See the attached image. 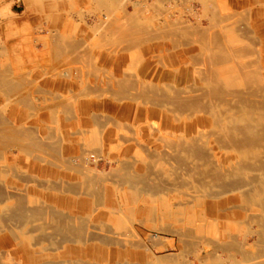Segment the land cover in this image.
<instances>
[{
  "label": "rangeland",
  "instance_id": "rangeland-1",
  "mask_svg": "<svg viewBox=\"0 0 264 264\" xmlns=\"http://www.w3.org/2000/svg\"><path fill=\"white\" fill-rule=\"evenodd\" d=\"M62 1H64V3H63L64 5L59 6L58 8H55L54 9L55 11L54 10L46 11L42 8H39V6L37 4H32V2L30 0H0V116H1L0 120L3 119L2 123H0V124H2V126H4V124H7L9 126V124H8L9 121L4 119V118H8V119L10 118L9 120H10V124H11L10 125L11 129H13L12 124L14 125V129H13L14 132L12 130H11V132H13V133L19 132L20 133L22 131V133L25 135L33 134L34 136H36L37 141H38V143H40L39 145L41 146L40 147L41 149L38 147L30 148L29 147L30 141L28 140V137H26V136H25L24 140L22 139L20 141H13V140H11L10 137H9L10 139L8 137H7L8 138L7 139L6 137L0 135L1 139L4 138V140L3 139L0 140V147H1L0 148V153H1L0 154V215H1V217H0V263L1 264H25V262L27 260L23 257L22 253H20L18 251L19 244H20V246H21V244H24L21 240L22 237H24V236L31 238V242L27 245L30 247V249L32 251H34V253L36 255L39 254V256H41V254L43 256L46 253H47L46 255H48L50 253H51V255H53V254L62 252L63 251L62 247L67 243V242H64V240H60V239H63V236L61 238V235H63L62 233L58 232L56 229H55V231H54V229H53V231H52V229H50V228H54V227L56 228L57 226H56L55 222H53L52 218H50L51 216L48 217L45 213H42V214L39 213L38 215H36V218L32 217L31 223L28 222V220L30 221V219H28L27 217H26L27 218L26 221L24 220L25 218L17 219V222L15 223L13 221L14 218L13 217L11 218L12 212L10 211V209H12L13 207L14 208L18 207L16 204L19 205L20 203L24 202L23 204H25L27 206V208L30 205L32 206L31 209L28 208L30 211L31 210L32 211L38 210L37 208L40 207L39 208L40 210H38V212H43V210L41 209L42 206H43V208L48 206V207H57L59 209H64L65 211L67 210L66 212L77 213V214L84 216V217L88 213H93L94 216L95 215L98 216L100 213H103V212L109 213L110 211H115L116 214L119 215V218L123 222V226L120 228L122 231H120V232L122 233L123 231L124 232L128 231V234H130L129 237L131 239L130 243L129 242L126 243V246L122 245L121 247H119L120 245H118V246H116V248H119L120 250L122 248L126 249V250L132 249V252L135 251L136 253H139L138 251H140V253H139L140 257L137 260H127L128 257H125L124 259L123 258H116L111 264H138V263L139 264H261V263L264 264V243H263L264 242V229H262V227L264 228V226H260V224L264 225V221H261V219L263 218V215H264V209H263L264 207H263V205L261 206V203H257L255 205L253 203H250L249 201H242L240 199L241 196H245V197L247 196L248 197L254 192V188L256 187L255 185L258 184L259 178L262 176L261 174L263 171V169L258 165V164H260L259 163L260 160L259 161H257V160L255 161V159H253V161L250 160L249 162H251V165L247 164V163H249L248 161H246L247 163L242 161L246 164L245 165L243 163V165H245L243 167V166H241V163H242L241 159H238L236 157H231L229 159L224 160V156L230 153L229 150L221 149L218 147H215L213 149V152H214L213 154L216 155L215 161H217L216 163H218L220 165L218 170L214 171L213 173L217 172L216 173V175H217L218 172L220 174V172L223 171V172H221L222 176H221V174L220 175L218 174L217 177L215 175H213L216 177V180L218 179L219 176L221 178H224L223 177L224 173H225L224 179L226 182L229 180H230V182L231 181L234 182L235 179H237L239 181L240 178L238 179V177H241V179L243 178L244 180H242V181L240 180L242 182V183L240 182V184H241V185L239 184L240 186L238 185V181L235 180L237 182V186H236L235 182H234L235 185L233 186L232 184H230V182H229L230 185L226 184V182H223V180L220 179V177H219L218 183L219 182L225 183V186H224L222 183H219L222 185L215 184V183H217V181L212 185L213 182H210V181L215 180V177H213V176L212 177L214 179H212L210 176H209L210 178L205 177L204 181H206L208 184V186L205 185L206 193H207V199L209 201L210 206L213 205V207H210V209H209L212 213H210V211H209L205 215V220L203 221L205 229L201 235V238H195L194 240L197 242H195L193 244L194 247H190V244H188V243L189 242L191 243L192 239L189 238L186 234L187 229H188V224H187L188 214H187V208H186V204H187L186 196L187 195L186 194L188 192H190V188H189L190 179L187 175L188 170H186L185 167H187L186 165H188V164L184 160L186 165L184 166L183 169H185L186 170L185 171L181 168V167H183L181 165L184 164L183 160H179L180 163L178 162L179 157H178V159L176 157L177 161H175V159L173 160V158L175 156H172L171 158H167V160L161 159L158 156V154L156 153L155 148H154V144L156 142H160V140H156L154 135H150L149 132L146 129H144L146 122H152V121H157V120L159 122L162 119L161 115L159 114V116H158L157 115L158 113L155 112L156 109H159L158 106L159 107L162 106V108L166 107V109L168 107V110H170V109L174 110V106L169 103V100L167 102L166 96H167L170 88H175L180 83V82H178L177 77L175 76L176 73L175 72L173 73V70L175 68H177V67H181V68L191 67L190 69L192 70L193 73L191 72V74H190L191 76L189 75L190 77H189V81L187 82V84H189L194 89L196 88L195 85H197V88L198 87L200 88L201 86L204 87L205 82H203V84H201L202 81H200V78H201V76L204 77L206 75V74L202 75V73H204L206 71L208 66L203 62L202 59L200 60L201 62L198 63L199 57L197 58V56H200L201 58H203L206 54V51H204V49L202 50V47H203V41L202 40L203 39H201L202 38L201 35H202L203 31L206 32L204 34H205V36H207V35L211 34L210 32L213 33L216 30H217V32L220 31L221 27L219 28L218 26H227L230 29V35H225V36H227V38L236 37V39H237L236 43L237 44L239 43L240 46L247 47V45H248L249 48L251 47V49H253V50L250 49L248 55L251 54V56H252L254 51L259 52V49L263 46L264 42L262 41V38L260 37L261 35L259 33H257L252 28V26L247 24V23H250V16H247V15H250L249 12L251 10V7L254 9H260V8L264 9V0H243L244 4L242 6H236L234 3H231L230 0H209V1L203 0V2L202 1L198 2V0H133L136 2V6L133 9L134 5L128 4L127 12L131 14L132 13L131 11L135 10L131 15L133 17L137 16L139 19L147 20L148 22L146 24V26H147L146 28L149 30H151L155 24L152 31L155 32V35H156V31H157L156 29H158L157 34L160 37V40H158V42L168 44L170 41L171 44L175 43L173 45V46L176 45L175 49L173 50V53L175 52V54H176L175 63L170 62V60L167 59L163 55V52H156V50L157 51L159 50V48L157 47V45H158L157 43H156V45H152L150 48H148V51H144L145 53H140L138 48L132 49L131 52H125L124 53L123 52L124 49H122L121 47H123V46L125 47V44H124L125 42L124 41H123V43H121L122 41L120 42L119 39H122V38H120V34L119 35L117 33H115L114 35L111 33L109 34L108 32L104 31V28L102 29V26H104V24L101 23V22H103V20L101 19V17L103 16V13L106 14V13L110 12V14L113 17L121 16L123 13L122 12L123 5L121 4V1H123V0H120V2H119V0H62ZM253 1H254V3H253ZM255 1H256V3H255ZM145 2L148 4H146ZM208 2H209V4H208ZM204 3H206L207 5ZM191 4H193V5L196 4L194 11L193 10L189 11ZM212 4H215L216 7L220 4L219 5L220 9H219V7L216 8L215 5H212ZM222 4H223V6H222ZM148 5H149V9L146 8ZM152 5H153V7H152ZM202 5L206 6L205 10L203 9ZM207 6H209L210 9L212 7L213 8L210 10L209 8H207ZM60 8H62V9H60ZM136 9H138V10H136ZM215 9H217V11ZM106 10H108V12H106ZM195 11H196V13H195ZM208 11H211V12H208ZM138 12H140V13H138ZM222 12H224V13H222ZM230 12L232 14H233V12L234 13L237 12L236 14H234L235 18L233 17V18L229 19V21L225 20V21L221 22L222 24L220 23L218 26H216L213 23L216 21L215 19L219 17V15H217V14H220L221 16H223L225 14H227V15L231 14ZM49 13H51V14H49ZM141 13H143V14H141ZM212 13H213V15H212ZM242 15L247 17V18H245L246 20H248L247 23H244L243 21H240V22L237 21L238 20L237 17L239 18V16H242ZM43 16H45V17L47 16V17L45 18ZM137 17L134 19L137 20L138 19ZM212 17L215 19H212ZM61 19H62V21H61ZM153 19H155V20H153ZM164 19H166V21ZM100 20H102V21H100ZM209 20H211V23L216 27H214V28L212 27L213 29L210 28L211 23L208 24L210 22ZM98 22L101 23L102 26L100 24H98ZM176 22H179V26H177L178 23H176ZM231 23H232V25H230ZM172 24H174L176 27L175 26L172 27L173 26ZM149 25H151V27ZM165 26H170L171 28H168V27L165 28ZM205 26L206 27L208 26V27L206 28ZM238 26H239V28H238ZM203 27H205V28H203ZM240 27L242 30L240 29ZM166 29H167V31H165ZM201 30H203V31H201ZM236 30H238V32ZM244 30H246V33H248L247 37H245L246 39L244 38V36H246V33H242V32H245ZM253 30H254V32H253ZM198 31H201V33H199ZM170 32H172V34H178V35L180 34V35L179 36L178 35H171V34H169ZM61 33L66 34L69 38V43L72 42L73 45L71 43V45H69L65 50L64 49L59 50V52L57 54L56 52L58 50H55V49L52 50L51 48H52V45L55 44L53 42L54 41L56 42L58 35H60ZM198 33L201 37H198L199 36ZM56 34H57V36H55ZM243 34H245V35L243 36ZM100 35L101 36L104 35L103 37H101L104 42L100 41L101 40ZM116 35H117V37H119V39H117V40H115ZM166 35H169L168 36L169 38ZM238 35H240V36H238ZM165 36H166V38H165ZM194 36L197 39H195ZM50 37H52L53 39L51 40ZM176 37H178V39ZM186 37H189V38L186 39ZM257 37H258V40H260L259 42L257 40ZM247 38H248V40H247ZM253 38L257 41L253 40V42H252V40H250V39H253ZM76 39L78 41L77 43L75 41ZM87 39H89V40H87ZM108 39H110L111 42ZM112 39L115 41H113ZM198 39H200V40H198ZM81 40H82L83 45L81 44L82 46L80 47L77 44L81 43V42H79ZM98 40H99V42H98ZM105 40L108 42V44ZM197 40L199 41V43L196 42ZM185 41H186V43H184ZM118 42H120L121 45ZM74 43L77 46H79L80 49L78 47L76 48L75 47L76 45ZM113 43H115V44H113ZM117 43L119 44V46ZM191 43L193 45H191ZM240 43H242V44H240ZM97 44H100L101 46L100 45L97 46ZM180 44H182V45H180ZM249 44H251V45H249ZM87 45H88V47H87ZM254 45H256V46H254ZM71 46H73V47H71ZM114 46H116L115 49L119 47L117 50H119V49L122 50V51H119L120 55L118 54V52H116V50H114V49L110 50ZM253 46L255 49L253 48ZM70 47L71 48L75 47L74 49H79V50L75 51L72 49L73 50L72 51L70 49ZM184 47H186V48H184ZM152 48L155 51H153ZM83 49L86 52L85 51L82 52ZM184 49H186V50H184ZM198 49H200V51ZM80 50H81V52H80ZM89 50H92V51H89ZM192 50H194V51H192ZM195 50L198 52H195ZM113 51H114V53H112ZM78 52H79V54H77ZM146 52H148L149 55ZM110 53H112L113 55ZM115 53H117L118 55L114 56ZM123 53L125 55H123ZM150 53H152V54H150ZM192 53L196 54V56H195V54H193V56L196 57L194 60L192 58L193 57ZM202 53H203V56L201 55ZM155 54L156 55L159 54V55L155 56ZM256 54H254V56H257ZM79 55L81 56V58L79 57ZM190 55H191V57H190ZM108 56L110 58L112 56L113 57L110 60V58ZM139 56H141V61H140ZM254 56L248 57V58H250V60L251 59L253 60V58L256 59L257 57H254ZM89 57L93 60L91 61V59ZM125 57H126V59H125ZM107 58H109V59H107ZM134 58H138L137 59L138 64L136 63V65L134 63V62H136L135 61L136 59L133 60ZM246 58H245V60H246ZM248 58H247V60H249ZM159 59L162 60L161 62L163 65H161ZM165 59H166V61H165ZM138 60H139V62H138ZM195 60H197V61H195ZM90 61L92 63H90ZM131 61H133V62H131ZM148 62H150V63H148ZM82 63H84V64H82ZM127 63H128V65L126 66ZM162 66H164V67H162ZM186 66H188V67H186ZM219 66H221V65H219ZM196 67H198V68H196ZM262 67L264 68V65ZM103 68H105V69H103ZM202 68H204V69L202 70ZM200 69L203 71V72L202 71L200 72L201 74L198 73V71H200ZM5 70H7V71H5ZM118 70L120 71V73L118 72ZM38 72H39V74H38ZM126 72H127V75H124V73H126ZM61 73H63V75ZM79 73H80V75H79ZM114 73L116 75H114ZM132 73L135 74L136 78L134 77V75ZM156 73H158V74L156 75ZM87 74H90V76ZM103 75H106V76H103ZM147 75H148V77H147ZM164 75H165V77H164ZM110 76L112 77L111 79H110ZM160 76H161V78H160ZM162 76H163V78H162ZM79 77H81V78H79ZM124 78H125V80L130 81V85L127 84V86H126L125 84L127 83V81L125 83H124L125 80L121 81V79H124ZM128 78H130L132 80L134 79L133 81H135L136 83L133 82L132 80L128 79ZM175 79H176V81H175ZM118 80L120 81V83H118L119 82ZM191 80H192V82H191ZM195 80H197V81H195ZM107 81L108 82L110 81V82L108 83ZM166 81L168 82V84L170 83V81H171V83L173 81L172 84H173V86L174 85L175 86L170 87V85H169V87H167L168 84ZM199 82H201L200 83L201 85L199 84ZM110 83L112 86H110ZM114 83H116V84H114ZM140 83H141V87L139 85ZM120 84L124 88V89L122 88L124 90V92L120 89L121 88ZM132 84H134V86ZM154 84L158 85V86H159V84H161V86L163 87L164 90L162 89L161 86H159V87L157 86L158 88L155 86L157 89L154 88L153 87ZM172 84H171V86H172ZM137 85H138V87H137ZM92 86H94V87H92ZM107 86L109 87L110 91L107 89ZM135 86L138 88V90L136 89ZM150 86H152L151 88H153V90L150 91L152 94L150 92H148ZM112 87H113V89H112ZM132 87H135L134 88L135 91ZM142 88H143V90H142ZM132 89H133V91H132ZM146 89H147V91H144ZM112 90H114V91H112ZM117 90H121V91L118 92ZM154 90H155V92H154ZM161 90L164 93L163 92L160 93ZM165 90H167L168 92ZM137 91H139V93ZM141 91L145 92V94L143 92L141 93ZM81 92H82V95H80ZM123 93H125V95ZM136 93H138L139 95H137ZM122 94L124 97L122 96ZM90 95H92L93 97ZM119 95L121 97H117ZM151 95H153L155 98H157L156 95L157 96L159 95L158 96L159 98H161L163 96L164 101L160 100L158 98L153 100V96H151ZM111 96H113V97H111ZM125 96H127V97H125ZM132 96L134 97L133 98L134 101L131 99ZM147 96H149V97H147ZM122 97H123V99H120ZM142 97H144V98L147 97L148 99H150L152 97V99L148 100L147 98L143 99ZM115 98H116V100H115ZM129 98H130L131 102L128 101ZM135 98H138V101ZM140 98H142L143 100H141ZM65 99H66V101H65ZM112 99H114V100H112ZM70 101H72V103ZM87 101L91 103V104H89L91 106H88V108L83 109L84 107L82 108L81 107L82 105L81 106L78 105L81 102H87ZM97 101H99L98 102L99 104L97 103ZM160 101L161 102L163 101L162 104L159 103ZM63 102L64 103L67 102L66 103L67 106L70 107L69 111H68L69 107L64 106L65 104ZM62 103H63L62 106H64V107H61ZM94 103H96V104H94ZM126 103H128V104H126ZM131 103H132V105H131ZM150 103H153L155 105L152 106ZM163 103H166V104H163ZM27 105H29V106H27ZM92 105H93V107H92ZM101 105H102L101 108L98 107ZM156 105H158V106L154 107ZM231 105H233V104H231ZM55 106H57V107H55ZM71 106L73 108H71ZM15 107H17V108L19 107V109L15 108ZM47 108L52 110L53 113H51L52 111L48 110ZM64 108H66V109H64ZM12 109H14V110H12ZM64 110H65V112H69V113L66 114L64 112ZM80 110H82L83 113ZM84 110H85V112H84ZM48 111H50V112H48ZM142 112H143V114H142ZM1 113H2V115H1ZM51 114H52V116H51ZM96 114L99 117L95 116ZM122 114H124V115H122ZM101 115H102V118H101ZM107 115H109L108 116L109 118L113 116L112 117L113 119L108 118V120H106ZM130 115H132V116H130ZM118 118H120V119H118ZM75 119H76V121H75ZM4 120H6V121H4ZM100 120H101V122H100ZM112 120L114 121V123H112L113 122ZM3 121L6 123H3ZM82 121H83V123H82ZM94 121H95V123H94ZM98 122H100V123H98ZM123 122L125 125L123 124ZM103 125H104V127H103ZM2 126H0V128H2V130H3L2 132H6V130H4ZM123 126H124V128H123ZM32 127H34V128H32ZM36 127H37V129H36ZM38 127H39V129H38ZM19 128H21V130ZM26 128H28V130ZM30 128H32L33 130L32 129L30 130ZM15 129H18L20 131L17 130L18 132H16ZM24 129L27 130L28 132L27 131L25 132ZM83 129H84L85 133H83L84 132ZM77 131H79V132H77ZM7 132H10V130ZM30 132H32V133H30ZM50 133H51V135H50L51 137L48 136ZM106 133H107V135H106ZM73 135H74V137H72ZM81 136L83 138H81ZM131 136H133V137H131ZM40 137H41V139L38 140V138H40ZM123 137L126 140H128L127 138H130V141L128 140L126 142ZM5 138H6V140H5ZM58 138H60L61 140ZM52 139L55 140V142ZM63 139H65V140H63ZM44 140L47 142L43 143ZM12 141L14 142V144ZM21 141H22V144L20 143ZM60 141H62V142H60ZM26 143L27 144L29 143V144L25 147ZM58 143L61 146H59ZM79 143H81V144L79 145ZM134 143H136V145ZM45 144H46V147H43ZM48 144H49V146L55 145V148L58 146L57 151L59 153H57V151L55 150L54 147H53L54 149L52 147H49ZM262 144H263L262 145V151H263L264 150V148H263L264 142ZM100 145H101V147H100ZM12 146H15V147H12ZM141 146H144V147H141ZM23 147H25V148L28 147V148L25 149ZM59 147H61V148H59ZM148 147H149V149H148ZM22 148H23V150H22ZM47 148H49V149H47ZM142 148H145L144 149L145 151ZM28 149H30V150H28ZM26 150H28V151H26ZM40 150H41V153H40ZM51 150H55L56 153L54 151H51ZM49 151L51 153H49ZM93 151L96 153H94ZM79 152H80V155H79ZM27 153H29V155ZM47 153H49V156ZM125 153H126V155H125ZM58 154H60V155H58ZM1 155H3V156H1ZM57 155H58V157H57ZM72 155H73L74 159L71 157ZM78 155L80 157H78ZM154 155H156L157 157H155ZM32 156H34L33 158H36V160L32 159L35 161L30 160V158H32ZM85 156L86 157L89 156L88 159ZM42 157H43V162H42V160H38V158L41 159ZM44 157H45V159H44ZM59 158H60V160L61 159L62 160L60 161ZM157 158H158V160H157ZM51 159H53L54 164L52 163L53 161L51 162ZM55 159L57 161H55ZM67 159H68V161H67ZM117 159H119V160H117ZM48 160L50 163L48 162ZM80 160H81V162H80ZM136 160L141 161V162H137ZM70 161L74 162V163H71ZM124 161H127L130 164L132 163V165L131 166H130V164L125 165L126 162H124ZM33 162H35V163L33 164ZM47 162L49 163V165L47 164ZM62 162H64L65 164L68 162L66 164L67 166L64 165V163H62ZM254 162L256 165L254 164ZM178 163H179V166H178ZM120 164L122 165V167H120L121 166ZM123 165L126 167H124ZM148 165L150 166L149 168H148ZM129 166L131 168L133 166L134 167L132 169L130 168L131 170L128 169L129 170L128 171L126 168H128ZM177 166L179 167L178 169H177ZM222 166H225V167H222ZM239 166H241V169ZM255 166L256 167L258 166V168H256V169L253 168ZM146 167H147V170H146ZM242 167L245 169L246 168H249V169L253 168V169L252 170H248V169L245 170L244 169L245 170L244 171ZM223 168H225L226 170L228 169L229 171H226ZM138 169H140V170H138ZM259 169H260V171H259ZM148 171H150V173ZM136 172L138 173V175ZM159 172L162 173V175ZM228 172L230 174H228ZM47 173H49V175ZM116 173L118 176H115ZM123 173L126 176L129 174H132L133 178H130L131 180H129L128 179L129 177H126L125 175H120ZM154 173L156 174V177H155ZM184 173H187V174L184 175ZM237 174H239V175L241 174V175L239 176ZM246 174L250 175L249 177H253L255 175L253 177L255 179H256V176L259 178H257L256 180L255 179L253 180L252 178H249L248 176H247L248 178L246 176H244ZM119 175H120V177H119ZM227 175H229L230 177ZM231 175L233 176V178ZM145 176H147V177H145ZM160 176H161V178H159ZM122 177H124V178L126 177L125 180H123L124 178L122 179ZM178 177H180V178H178ZM157 178H158V180H157ZM162 178L165 179L163 181H165L166 184H165V182L162 181ZM127 179L130 182L132 181L133 183L127 182L128 181ZM90 180H91V182H90ZM118 180H121V181H118ZM134 180H135V182H134ZM177 180L180 182L182 180V182L180 183ZM249 180L250 181L252 180V185L255 186L254 188L251 184H249L250 183ZM124 181H126L125 184H124ZM139 181L142 183H138V185H137V182H139ZM183 181H184V183H183ZM58 182L61 184V185L59 184L60 186L58 185ZM206 182H205V184H206ZM46 184H47V186H46ZM69 184H71V188H69L70 187ZM86 184H88V185H86ZM143 184H145L144 186L146 188H144ZM48 185H50V186H48ZM53 185H56V186H53ZM65 185H66V187H64ZM72 185H74V186H72ZM94 185H95V187H94ZM132 185H133V187H132ZM135 185H137V186H135ZM146 185H148V186H146ZM226 185L229 188H227ZM58 186H59L60 190L57 189ZM150 186H152V187H150ZM220 186H222V187H220ZM18 187L20 189L22 187V191L19 190ZM53 187H56V188L53 189ZM72 187L75 190H71ZM74 187H77L78 189L74 188ZM24 188H25V190H23ZM29 188H30V190H29ZM64 188H69L70 190H67V189L65 190ZM210 188H211V190H210ZM222 188L223 189L225 188L224 191L222 190ZM251 188H253V189H251ZM76 189L79 190V192H77ZM151 189H152V191H151ZM227 189H228V191H227ZM113 190L115 192H113ZM161 190H162V192H161ZM221 190H222V192H221ZM101 191H102V193H100ZM18 192H19V194H18ZM42 192H43V194L44 193H46V194L43 195ZM58 192H60V193H58ZM87 192L88 193L91 192V194L89 193L90 194L89 195ZM153 192H156V193H153ZM211 192H212V195L210 196ZM74 193H77V194L74 195ZM11 194H13V196H15V198ZM56 194H57V196H56ZM153 194H155V195H153ZM217 194H219V195H217ZM82 195L86 196V198H84V196L82 197ZM135 195H137V196H135ZM22 196H25V199H24V197L20 198ZM62 196L63 197H66V196L70 197L69 200L72 199L73 202H71L72 201L71 200L70 201L71 203L70 202L63 203L62 201H58V202L56 201L55 202L53 200L54 197H62ZM79 197L82 198L83 201H85V203L88 202V204L86 203V207L82 206V205H78L79 204L78 200H81ZM88 197H89V199H88ZM99 197L103 198V199H100ZM16 198H18V199H16ZM96 199H100V200H97V202H96L95 201ZM18 200H20V202ZM41 200L44 202H42ZM223 200H224V202H223ZM14 201H16V202H14ZM91 201H92V203H91ZM12 202L16 203V204H12ZM59 203H62V204H59ZM38 204H39V206H37ZM10 205H12V206L15 205V206H13L11 208ZM236 205H237V207H236ZM110 206H112V207H110ZM115 206H117V209H115L116 208ZM144 206H146V207L144 208ZM252 206L253 207L255 206V208H253ZM8 208H9V210H8ZM79 208H81V209L79 210ZM118 208H120V209H118ZM219 208H220V210H219ZM256 208H257V210H256ZM74 209H76V210H74ZM200 209H202V207H198V210H200ZM211 209H213V211ZM222 210H224V211H222ZM139 211L141 213H139ZM235 211H237V212H235ZM259 211H260V213H259ZM4 212H6V213H4ZM213 212H215V213H213ZM236 213H238V214H236ZM9 214H10V216H8ZM137 214H139V216ZM257 214H259V215H257ZM256 215L258 217H254ZM4 217H6V218H4ZM44 217L49 218V219H46ZM36 219L37 220L39 219V220L37 221ZM257 219L259 221H261L260 224L258 223L259 221H257V223L255 222ZM20 220H22V221H20ZM23 220L25 222H23ZM45 221L51 222L52 225L49 223L45 224ZM101 222L106 223V224H114L115 221L112 220V218L110 216H108V217L106 216V218H102L99 221H95V220L90 221V224L92 226L97 224V225H99L98 227H102L103 223H101ZM40 223H42V224H40ZM20 224H22V226ZM43 224L46 225L45 226L46 230H44L45 228H40V227H44ZM47 225L49 226V228H47L48 227ZM30 226H32V227H30ZM34 226H37L39 230L36 228H35L36 230H34V228H33ZM19 227H20V230H19ZM29 227L32 229H30ZM28 228L30 230H32V232H30V230ZM41 230H42V232H41ZM98 232L103 233V231H101V230H99ZM47 233H50V235L52 234L51 236H49L50 238H48ZM40 234H42V236H40L41 239H37V235H40ZM44 234H46V235H44ZM12 235H13V237H11ZM31 235H32V237H31ZM53 235L56 236L55 239H54V237H53V239H51ZM134 236L136 239V244H133ZM202 236H204V237H202ZM4 239H6V240H4ZM45 239L48 241H45ZM52 240H54L53 241L54 244L52 243ZM202 240H204V241H202ZM38 241L42 247L38 244ZM55 241H58V243H56ZM34 242H35V244H34ZM62 242L64 244H62ZM101 245L104 246L106 244H101ZM193 245H191V246H193ZM43 246H45V247H43ZM60 246H62V247H60ZM109 247H110L109 244H107L105 246V248H109ZM112 247H114V246H112ZM189 248H191L192 250ZM39 250H40V252H39ZM42 251H43V253H42ZM46 255H44V256H46ZM200 256H201V259H197V258H200Z\"/></svg>",
  "mask_w": 264,
  "mask_h": 264
},
{
  "label": "bare ground",
  "instance_id": "bare-ground-1",
  "mask_svg": "<svg viewBox=\"0 0 264 264\" xmlns=\"http://www.w3.org/2000/svg\"><path fill=\"white\" fill-rule=\"evenodd\" d=\"M31 2H32V4H37L38 6H39V8H42V9H44V10H46V11H51V10H54L55 8H58L59 6H62V5H64L63 3H64V1H62V0H30ZM203 2V0H198V2ZM209 1V0H208ZM231 1V3H234L236 6H242L243 4H244V1L243 0H230ZM81 2V1H80ZM84 2V1H83ZM113 2V1H112ZM119 2H120V0H119ZM206 2V1H205ZM211 2V1H210ZM115 3V2H114ZM146 3V2H145ZM144 3V4H145ZM174 3V2H173ZM215 3V2H214ZM222 3V2H221ZM253 3H254V1H253ZM255 3H256V1H255ZM121 4L123 5V9H122V15L121 16H116V17H113L111 14H110V12H108V10H106V12H108V13H106V14H104L103 13V16L101 17V19L103 20V22H101V23H103L104 24V26H102L101 25V23H99L98 22V24H100L101 26H102V29L104 28V31H106V32H108L109 34L111 33V34H115V33H117L118 35L120 34V38H122V39H119V37H117V35H116V37H115V40H117V39H119L120 40V42L121 43H123V41L125 42L124 44H125V47L123 48V47H121L122 49H124L123 50V52L125 53V52H131L132 51V49H134V48H138V50H139V52L140 53H145L144 51H148V48H150L152 45H156V43L158 44L157 45V47L159 48V50L157 51L156 50V52H163V55L167 58V59H169L170 60V62H173V63H175V56H176V54H175V52L173 53V50L175 49V46H173L175 43H173V44H171L170 43V41H169V43L168 44H164V43H160V42H158V40H160V37H159V35L157 34V31H158V29H156L155 31H156V35H155V32H153L152 31V29H153V27L155 26V24H154V26L152 27V29L151 30H149V29H147L146 27V24H147V20H145V19H139L137 16H135V17H133L131 14L135 11H131L132 13L130 14V13H128L127 12V9H128V4H132V5H134L133 6V9H134V7L136 6V2L135 1H133V0H123V1H121ZM146 4H148V3H146ZM145 4V5H146ZM204 4H206V3H204ZM208 4H209V2H208ZM120 5V4H119ZM207 5V4H206ZM212 5H215V4H212ZM220 5V4H219ZM219 5L216 7V5H215V7L216 8H218L219 7ZM105 6V5H104ZM195 6H196V4L195 5H193V4H191L190 5V9H189V11L190 10H195ZM203 6V9L205 10L206 9V6L205 5H202ZM205 6V7H204ZM222 6H223V4H222ZM106 7V6H105ZM152 7H153V5H152ZM226 7V6H225ZM224 7V8H225ZM230 7V6H229ZM245 7V6H244ZM103 8V7H102ZM139 8V7H138ZM147 9H149V5L146 7ZM159 8V7H158ZM189 8V7H188ZM207 8H209L210 9V7L209 6H207ZM213 8V7H212ZM211 8V9H212ZM37 9V8H36ZM60 9H62V8H60ZM104 9V8H103ZM108 9V8H107ZM110 9V8H109ZM210 9V10H211ZM219 9H220V7H219ZM231 9V8H230ZM43 10V11H44ZM114 10V9H113ZM112 10V11H113ZM136 10H138V9H136ZM140 10V9H139ZM153 10V9H152ZM208 10V9H207ZM216 11H217V9H215ZM222 10V9H221ZM225 10V9H224ZM229 10V9H228ZM41 11V10H40ZM55 11V10H54ZM63 11V10H62ZM110 11V10H109ZM142 11V10H141ZM156 11V10H155ZM232 11V10H231ZM161 12V11H160ZM208 12H211V11H208ZM213 12V11H212ZM41 13V12H40ZM55 13V12H54ZM53 13V14H54ZM59 13V12H58ZM114 13V12H113ZM138 13H140V12H138ZM173 13V12H172ZM195 13H196V11H195ZM222 13H224V12H222ZM231 13V12H230ZM237 13V12H236ZM236 13H234L233 12V14L231 13V14H229V15H227V14H225V15H223V16H221L220 14H217V15H219V17L218 18H213L212 17V19H215L216 21L215 22H213L216 26H218L221 22H223V21H229V19H231V18H235V15L234 14H236ZM49 14H51V13H49ZM57 14V13H56ZM110 14V15H109ZM141 14H143V13H141ZM162 14V13H161ZM194 14V13H193ZM207 14V13H206ZM247 14V13H246ZM249 14L250 15H247V16H250V23H247L248 22V20H246L245 18H247V17H245L244 15H242V16H239V18L237 17V21L238 22H240V21H243L244 23H247V24H249L250 26H252V28L257 32V33H259L261 36V38H262V41L264 42V9H262V8H260V9H254V8H252L251 7V10H250V12H249ZM164 15V14H163ZM212 15H213V13H212ZM54 16V15H53ZM145 16V15H144ZM162 16V15H161ZM171 16V15H170ZM179 16V15H178ZM207 16V15H206ZM221 16V17H220ZM43 17H45V16H43ZM47 17V16H46ZM45 17V18H46ZM50 17V16H49ZM55 17V16H54ZM138 18L137 20H135L134 18ZM169 17V16H168ZM215 17V16H214ZM144 18V17H143ZM157 18V17H156ZM50 20V19H49ZM55 20V19H54ZM102 20H100V21H102ZM153 20H155V19H153ZM158 20V19H157ZM165 21H166V19H164ZM61 21H62V19H61ZM174 21V20H173ZM208 21V20H207ZM210 22L208 23V24H210L211 23V20H209ZM51 22V21H50ZM162 22V21H161ZM164 22V21H163ZM202 22V21H201ZM52 23V22H51ZM56 23V22H55ZM176 23H178V25L177 26H179V22H176ZM54 24V23H53ZM222 24V23H221ZM235 24V23H234ZM173 26L172 27H174L175 25L174 24H172ZM230 25H232V23L230 24ZM150 27H151V25H149ZM216 26H214L212 23L210 24V28H214V27H216ZM245 26V25H244ZM249 26V27H250ZM99 27V26H98ZM171 28L170 26H165V28ZM176 27V26H175ZM181 27V26H180ZM206 27V26H205ZM205 27H203V28H205ZM208 27V26H207ZM206 27V28H207ZM219 28H220V31H218L217 32V30L215 31V32H210L211 34H209V35H207V36H205V34L204 33H206V32H204L203 30H201V31H203L202 32V38L201 39H203L202 41H203V47H202V50L204 49V51H206V54H205V56L203 57V58H201L200 56H197V58L199 57V61H198V63H200L201 61V59L203 60V62L208 66L207 67V69H206V71L204 72V73H202V75H204V74H206L204 77H202L201 76V78H200V81H202V83L201 82H199V84L201 83V84H203V82H205V85H204V87H198L197 88V85H195L196 86V88L194 89V88H192L189 84H187V82L189 81V77L191 76L190 74H191V72H192V70L190 69L191 67H189V68H181V67H177V68H175L174 70H173V73L175 72L176 74H175V76L177 77V80H178V82H180L179 84H178V86L177 87H175V88H170V90H169V92L167 91V90H165V91H167L168 92V94H167V102H168V100H169V103L171 104V105H173L174 106V110L172 109H170V110H168V107H167V109H166V107L165 108H162V106H158V105H156V106H154V107H157L158 106V108L159 109H156V111L155 112H157L158 114V116H159V114L161 115V117H162V119L158 122V120L157 121H152V122H146V125L144 126V129H146L148 132H149V134L150 135H154L155 136V139L156 140H160V142H156L155 144H154V148H155V151H156V153L158 154V156L161 158V159H165V160H167V158H171L172 156H175L174 158H173V160L175 159V161H177V159H178V157H179V159H178V162H179V160H183V162H184V160H185V162L188 164V165H186V163L184 162V164L183 165H181V166H183V167H181L182 169L184 168V166L186 165L187 167H185V169L186 170H188L187 172H188V174L187 173H184V175H188V177H189V179H190V183H189V188H190V192H188L186 195L188 196H186V198H187V204H186V208H187V214H188V219H187V224H188V229H187V236L189 237V238H191L192 239V242L190 243L189 241V243L188 244H190V247H194V243L195 242H197V241H195L194 239L195 238H201V235H202V233H203V231H204V229H205V227H204V223H203V221L205 220V215L207 214V212H209L210 210V207H213V205H211L210 206V204H209V201H208V199H207V193H206V187H205V185L206 186H208V184H207V182L206 181H204L205 180V177H211L212 179H214L213 177H217L218 176V174H219V172H218V174L216 175V173H213L214 171H217L218 170V168L220 167V165L218 164V163H216L217 161H215L216 160V155L215 154H213L214 152H213V149L215 148V147H218V148H221V149H225V150H229V154H227V155H225L224 156V160H226V159H229V158H231V157H236V158H238V159H241V162L242 161H244V162H246V161H250V160H252L253 161V159H255V161L257 160V161H259L260 160V164H258L262 169H263V171H262V176L259 178V177H257L256 176V179L257 178H259V182H258V184L257 185H255V186H253L252 185V180L250 181V183L249 184H251L252 186H253V188H254V192L250 195V196H241L240 197V199L242 200V201H249L250 203H253V204H257V203H261V206L263 205V207H264V150L262 151V143L264 142V68L262 67L263 65H264V44H263V46L259 49V52H253V54H252V56H254V54H256L257 56H254V57H257L256 59H254L253 58V60L251 59L250 60V58H248V57H252L251 56V54L250 55H248L249 54V51H250V49H251V47L249 48L248 47V45H247V47H245V46H240L239 45V43L237 44L236 43V37H229V38H227V36H225V35H230V29L227 27V26H218ZM217 27V28H218ZM230 27V26H229ZM236 27V26H235ZM243 27V26H242ZM247 27V26H246ZM212 28V29H213ZM237 28V27H236ZM235 28V29H236ZM238 28H239V26H238ZM244 28V27H243ZM248 28V27H247ZM251 28V27H250ZM249 28V29H250ZM251 28V29H252ZM175 29V28H174ZM179 29V28H178ZM216 29V28H215ZM240 29H241V27H240ZM246 29V28H245ZM56 30V29H55ZM181 30V29H180ZM239 30V29H238ZM238 30H236L237 32H238ZM242 30V29H241ZM248 30V29H247ZM254 30H253V32H254ZM103 31V32H104ZM165 31H167V29L165 30ZM195 31V30H194ZM201 31H198L199 33H201ZM210 31V30H209ZM208 31V32H209ZM245 32H242V33H246V30H244ZM252 31V30H251ZM102 32V33H103ZM161 32V31H160ZM164 32V31H163ZM162 32V33H163ZM169 32V31H168ZM207 32V33H208ZM249 32V31H248ZM101 33V34H102ZM193 33V32H192ZM197 33V32H196ZM199 33H198V35H199ZM229 33V34H228ZM241 33V34H242ZM169 34H171V35H178V34H172V32H170ZM195 34V33H194ZM204 34V35H203ZM247 34L248 33H246V36H244L245 34H243V36H244V38L245 37H247ZM112 35V36H113ZM158 35V36H157ZM163 35V34H162ZM170 35V36H171ZM180 35V34H179ZM178 35V36H179ZM257 35V34H256ZM55 36H57V34L55 35ZM73 36V35H72ZM104 36V35H103ZM103 36H101L100 35V38L101 37H103ZM167 37L169 36V35H166ZM166 36H165V38H166ZM200 35L198 36V37H201ZM238 36H240V35H238ZM53 37V36H52ZM52 37H50L51 38V40L53 39ZM109 37V36H108ZM192 37V36H191ZM259 37V38H260ZM164 38V37H163ZM169 38V37H168ZM174 38V37H173ZM177 39H178V37H176ZM175 38V39H176ZM187 38H189V37H186V39ZM194 38H195V36H194ZM251 38V37H250ZM48 39V38H47ZM56 39V38H55ZM172 39V38H171ZM176 39V40H177ZM193 39V38H192ZM195 39H197V38H195ZM246 39V38H245ZM46 40V39H45ZM44 40V41H45ZM50 40V39H49ZM80 40V39H79ZM87 40H89V39H87ZM100 40V39H99ZM99 40H98V42H99ZM110 42H111V40L110 39H108ZM113 40V39H112ZM115 40H113V41H115ZM118 40V41H119ZM173 40V39H172ZM184 40V39H183ZM190 40V39H189ZM198 40H200V39H198ZM196 41V42H198L199 43V41ZM247 40H248V38H247ZM250 40H252V42H253V40H255L254 38L253 39H250ZM249 40V41H250ZM257 40H258V37H257ZM257 40H255V41H257ZM76 41V43L78 42L77 41V39L75 40ZM84 41V40H83ZM100 41H102V42H104L103 41V39L101 38V40ZM106 41V40H105ZM260 40H258V42H259ZM79 42H81V43H79V44H77V45H79L80 47L83 45L82 44V40L81 41H79ZM107 42V41H106ZM120 42H118L119 44H120ZM180 42V41H179ZM190 42V41H189ZM46 43V42H45ZM53 43H55V44H53L52 45V50L53 49H55V50H58L56 53L58 54V52H59V50H61V49H66L69 45H71V43H69V38H68V36L66 35V34H64V33H61L60 35H58V38L56 39V42L54 41ZM69 43V44H68ZM84 43V42H83ZM97 43V42H96ZM116 43V42H115ZM115 43H113V44H115ZM117 43V44H118ZM184 43H186V41L184 42ZM49 44V43H48ZM75 44V43H74ZM82 44V45H81ZM101 44V43H100ZM100 44H97V46L98 45H100ZM103 44V43H102ZM107 44H108V42H107ZM119 44H118V46H119ZM240 44H242V43H240ZM72 45H73V43H72ZM76 45V44H75ZM74 45V46H75ZM75 46L76 48L78 47L79 49H80V47L79 46ZM90 45V44H89ZM121 45V44H120ZM180 45H182V44H180ZM191 45H193L192 43H191ZM249 45H251V44H249ZM101 46V45H100ZM104 46V45H103ZM185 46V45H184ZM195 46V45H194ZM254 46H256V45H254ZM254 46H253V48H254ZM71 47H73V46H71ZM70 47V49L72 50H75V51H78L79 49H74V48H71ZM85 47V46H84ZM87 47H88V45H87ZM86 47V48H87ZM115 47L116 46H114L112 49H110V50H116V52H118V54H119V51H122L121 49H119V50H117L118 48H116L115 49ZM49 48V47H48ZM110 48V47H109ZM184 48H186V47H184ZM191 48V47H190ZM194 48V47H193ZM153 49V48H152ZM181 49V48H180ZM201 49V48H200ZM200 49H198L199 51H200ZM255 49V48H254ZM45 50V49H44ZM72 50V51H73ZM87 50V49H86ZM109 50V49H108ZM183 50V49H182ZM184 50H186V49H184ZM197 50V49H196ZM195 50V52H198V51H196ZM251 50H253V49H251ZM70 51V50H69ZM71 51V52H72ZM85 50L83 49V51L82 52H84ZM89 51H92V50H89ZM153 51H155L154 49H153ZM192 51H194V50H192ZM203 51V52H204ZM258 51V50H257ZM45 52V51H44ZM61 52V51H60ZM80 52H81V50H80ZM86 52V51H85ZM108 52V51H107ZM179 52V51H178ZM64 53V52H63ZM76 53V52H75ZM112 53H114V51L112 52ZM112 53H110V54H112ZM123 53V55H125ZM146 53H148V52H146ZM186 53V52H185ZM50 54V53H49ZM71 54V53H70ZM77 54H79V52L77 53ZM76 54V55H77ZM81 54V53H80ZM86 54V53H85ZM117 53H115L114 54V56L115 55H118ZM150 54H152V53H150ZM180 54V53H179ZM191 54V53H190ZM193 54H195V53H192V56H193ZM113 55V54H112ZM120 55V54H119ZM127 55V54H126ZM148 55H149V53H148ZM159 54H155V56H158ZM202 56H203V53L201 54ZM51 56V55H50ZM78 56V55H77ZM92 56V55H91ZM111 56V55H110ZM128 56V55H127ZM144 56V55H143ZM195 56H196V54H195ZM195 56H193L192 58H193V60L196 58ZM66 57V56H65ZM79 57L81 58V56L79 55ZM83 57V56H82ZM109 57V56H108ZM113 57V56H112ZM112 57L110 58V60L112 59ZM138 57V56H137ZM153 57V56H152ZM164 57V58H165ZM190 57H191V55H190ZM249 59V60H247V58ZM55 58V57H54ZM79 58V59H80ZM90 58V57H89ZM94 58V57H93ZM109 58H107V59H109ZM139 58H140V61H141V56H139ZM145 58V57H144ZM155 58V57H154ZM191 58V59H192ZM245 58H246V60H245ZM91 59V58H90ZM89 59V60H90ZM125 59H126V57H125ZM136 59V60H135ZM137 59L138 58H134L133 60H135L136 62H134L135 63V65H136V63H137ZM93 59H91V61H92ZM116 60V59H115ZM160 60V59H159ZM185 60V59H184ZM81 61V60H80ZM90 61V63H92ZM146 61V60H145ZM162 60H160V63H161V65H163L162 64V62H161ZM165 61H166V59H165ZM195 61H197V60H195ZM75 62V61H74ZM78 62V61H77ZM84 62V61H83ZM131 62H133V61H131ZM138 62H139V60H138ZM133 63V64H134ZM141 63V62H140ZM146 63V62H145ZM148 63H150V62H148ZM168 63V62H167ZM185 63V62H184ZM193 63V62H192ZM195 63V62H194ZM70 64V63H69ZM82 64H84V63H82ZM110 64V63H109ZM138 64V63H137ZM189 64V63H188ZM187 64V65H188ZM196 64V63H195ZM194 64V65H195ZM19 65V64H18ZM114 65V64H113ZM128 65V63L126 64V66ZM168 65V64H167ZM193 65V66H194ZM219 65H221V66H219ZM125 66V65H124ZM125 66V67H126ZM146 66V65H145ZM120 67V66H119ZM161 67V66H160ZM162 67H164V66H162ZM186 67H188V66H186ZM121 68V67H120ZM196 68H198V67H196ZM205 68V67H204ZM204 68H202V70L204 69ZM103 69H105V68H103ZM154 69V68H153ZM107 70V69H106ZM152 70V69H151ZM167 70V69H166ZM169 70V69H168ZM201 69H200V71H198V73H200L201 71H202ZM5 71H7V70H5ZM160 71V70H159ZM162 71V70H161ZM172 71V70H171ZM69 72V71H68ZM71 72V71H70ZM79 72V71H78ZM85 72V71H84ZM118 72L120 73V71L118 70ZM203 72V71H202ZM9 73V72H8ZM193 73V72H192ZM38 74H39V72H38ZM62 75H63V73H61ZM75 74V73H74ZM133 75H134V77L136 78V76H135V74L134 73H132ZM158 73H156V75H157ZM162 74V73H161ZM160 74V75H161ZM169 74V73H168ZM167 74V75H168ZM201 74V73H200ZM11 75V74H10ZM69 75V74H68ZM79 75H80V73H79ZM83 75V74H82ZM81 75V76H82ZM87 75H89L90 76V74H87ZM114 75H116L115 73H114ZM124 75H127V72L126 73H124ZM173 75V74H172ZM190 75V76H189ZM103 76H106V75H103ZM129 76V75H128ZM144 76V75H143ZM146 76V75H145ZM174 76V77H175ZM200 76V75H199ZM13 77V76H12ZM131 77V76H130ZM147 77H148V75H147ZM158 77V76H157ZM164 77H165V75H164ZM167 77V76H166ZM195 77V76H194ZM198 77V76H197ZM79 78H81V77H79ZM93 78V77H92ZM112 77L110 76V79H111ZM127 78V77H126ZM160 78H161V76H160ZM162 78H163V76H162ZM78 79V78H77ZM119 79V78H118ZM128 79H130V78H128ZM167 79V78H166ZM196 79V78H195ZM122 80H125V78L124 79H121V81ZM130 80H132V79H130ZM134 80V79H133ZM132 80V81H133ZM163 80V79H162ZM174 80V79H173ZM26 81V80H25ZM78 81V80H77ZM94 81V80H93ZM98 81V80H97ZM119 81V80H118ZM117 81V82H118ZM127 81V83L125 84L126 86H127V84L128 85H130V81L129 80H125L124 81V83ZM129 81V82H128ZM131 81V82H132ZM175 81H176V79H175ZM195 81H197V80H195ZM8 82V81H7ZM13 82V81H12ZM108 82V81H107ZM106 82V83H107ZM110 82V81H109ZM108 82V83H109ZM133 82H135V81H133ZM164 82V81H163ZM167 82V81H166ZM191 82H192V80H191ZM194 82V81H193ZM21 83V82H20ZM23 83V82H22ZM53 83V82H52ZM77 83V82H76ZM118 83H120V81L118 82ZM136 83V82H135ZM134 83V84H135ZM161 83V82H160ZM170 83H171V81H170ZM168 84V82H167V84H168V86L167 87H169V85H170V87H174L173 86V81H172V86H171V84ZM175 83V82H174ZM29 84V83H28ZM114 84H116V83H114ZM113 84V85H114ZM134 84H132L133 86H134ZM166 84V83H165ZM164 84V85H165ZM191 84V83H190ZM200 84V85H201ZM10 85V84H9ZM108 85V84H107ZM119 85V84H118ZM140 85V87H141V83L139 84ZM189 85V86H188ZM23 86V85H22ZM110 86H112L111 85V83H110ZM120 86H121V90L124 92V88L122 87V85L120 84ZM147 86V85H146ZM158 86V85H153V87L154 88H156V87ZM159 86H161V84H159ZM158 86V87H159ZM79 87V86H78ZM92 87H94V86H92ZM115 87V86H114ZM117 87V86H116ZM136 87V86H135ZM135 87H132L133 89L135 88ZM137 87H138V85H137ZM136 87V89L138 90V88ZM139 87V88H140ZM143 87V86H142ZM149 87V86H148ZM152 86H150V88H151ZM157 87V88H158ZM162 87V86H161ZM160 87V88H161ZM23 88V87H22ZM43 88V87H42ZM118 88V89H119ZM123 88V89H122ZM144 88V87H143ZM143 88H142V90H143ZM149 88V91L148 92H150L151 90H153V88H151L150 89ZM156 88V89H157ZM159 88V89H160ZM33 89V88H32ZM107 89L110 91V89H109V87L107 86ZM106 89V90H107ZM112 89H113V87H112ZM116 89V88H115ZM133 89H132V91H133ZM148 89V88H147ZM147 89L146 90H144V91H147ZM155 89V90H156ZM162 89H163V87H162ZM83 90V89H82ZM107 90V91H108ZM121 90H117L118 92L119 91H121ZM141 90V89H140ZM155 90H154V92H155ZM164 90V89H163ZM112 91H114V90H112ZM134 91H135V89H134ZM49 92V91H48ZM96 92V91H95ZM138 93H139V91H137ZM143 91H141V93H142ZM153 92V93H154ZM157 92V91H156ZM161 92H163L162 90L160 91V93ZM102 93V92H101ZM110 93V92H109ZM116 93V92H115ZM126 93V92H125ZM125 93H123L124 95H125ZM138 93H136L137 95H139ZM144 94H145V92H143ZM151 93V92H150ZM164 93V92H163ZM86 94V93H85ZM100 94V93H99ZM123 94H122V96H123ZM143 94V95H144ZM152 94V93H151ZM155 94V93H154ZM80 95H82V92H81V94ZM84 95V94H83ZM102 95V94H101ZM127 95V94H126ZM136 95V96H137ZM163 95V94H162ZM161 95V96H162ZM76 96V95H75ZM86 96V95H85ZM90 96H92V95H90ZM96 96V95H95ZM151 96H153V95H151ZM159 96V95H158ZM157 95H156V97L158 98V99H160V100H163V96L161 97V98H159ZM165 96V95H164ZM93 97V96H92ZM111 97H113V96H111ZM110 97V98H111ZM117 97H121L120 95L119 96H117ZM116 97V98H117ZM124 97V96H123ZM123 97L122 98H120V99H123ZM125 97H127V96H125ZM139 97V96H138ZM147 97H149V96H147ZM147 97H145V98H147ZM116 98H115V100H116ZM133 96H132V100H133ZM143 99H145L144 97H142ZM142 98H140L141 100H143ZM157 98H155L154 96H153V100L154 99H157ZM43 99V98H42ZM58 99V98H57ZM70 99V98H69ZM90 99V98H89ZM97 99V98H96ZM119 99V98H118ZM135 99H137V101H138V98H135ZM148 99V98H147ZM152 99V97L150 98V99H148V100H151ZM165 99V98H164ZM98 100V99H97ZM100 100V99H99ZM112 100H114V99H112ZM19 101V100H18ZM65 101H66V99H65ZM94 101V100H93ZM118 101V100H117ZM129 102H131L130 101V98H129V100H128ZM134 101V100H133ZM132 101V102H133ZM156 101V100H155ZM164 101V100H163ZM162 101V102H163ZM166 101V100H165ZM45 102V101H44ZM68 102V101H67ZM66 102V103H67ZM71 103H72V101H70ZM99 101H97V103H98ZM150 102V101H149ZM162 102L160 101L159 103H161L162 104ZM2 103V102H1ZM64 103V102H63ZM63 103L61 104V107H64V106H66V107H69V106H67V104L66 103H64L65 105L64 106H62L63 105ZM113 103V102H112ZM116 103V102H115ZM119 103V102H118ZM154 103V102H153ZM153 103H150L152 106L153 105H155V104H153ZM168 103V104H169ZM233 104V105H231V104ZM6 104V103H5ZM13 104V103H12ZM11 104V105H12ZM26 104V103H25ZM56 104V103H55ZM58 104V103H57ZM89 104H91L90 102H81L80 104H78V105H82L81 107L83 108V109H85V108H88V106H91V105H89ZM93 104V103H92ZM94 104H96V103H94ZM99 104V103H98ZM103 104V103H102ZM126 104H128V103H126ZM157 104V103H156ZM163 104H166V103H163ZM16 105V104H15ZM131 105H132V103H131ZM27 106H29V105H27ZM60 106V105H59ZM116 106V105H115ZM114 106V107H115ZM122 106V105H121ZM127 106V105H126ZM129 106V105H128ZM12 107V106H11ZM55 107H57V106H55ZM92 107H93V105H92ZM98 107H102V105L101 106H98ZM143 107V106H142ZM145 107V106H144ZM164 107V106H163ZM15 108H17V107H15ZM30 108V107H29ZM71 108H73L72 106H71ZM117 108V107H116ZM17 109H19V107L17 108ZM48 109V108H47ZM64 109H66V108H64ZM98 109V108H97ZM108 109V108H107ZM134 109V108H133ZM144 109V108H143ZM12 110H14V109H12ZM48 110H50V109H48ZM70 110V107L68 108V111ZM90 110V109H89ZM109 110V109H108ZM111 110V109H110ZM114 110V109H113ZM121 110V109H120ZM125 110V109H124ZM50 111H52V110H50ZM50 111H48V112H50ZM73 111V110H72ZM81 112H82V110H80ZM10 112V111H9ZM39 112V111H38ZM64 112H65V110H64ZM84 112H85V110H84ZM133 112V111H132ZM51 113H53V111L51 112ZM66 114L67 113H69V112H65ZM83 113V112H82ZM125 113V112H124ZM26 114V113H25ZM142 114H143V112H142ZM153 114V113H152ZM156 114V113H155ZM154 114V115H155ZM1 115H2V113H1ZM35 115V114H34ZM75 115V114H74ZM114 115V114H113ZM122 115H124V114H122ZM141 115V114H140ZM9 116V115H8ZM51 116H52V114H51ZM92 116V115H91ZM95 116H97V114L95 115ZM109 115H107V119L106 120H108V117ZM130 116H132V115H130ZM142 116V115H141ZM4 117V116H3ZM2 117V118H3ZM12 117V116H11ZM15 117V116H14ZM67 117V116H66ZM75 117V116H74ZM86 117V116H85ZM97 117H99V116H97ZM113 117V116H112ZM112 117H110V118H112ZM121 117V116H120ZM123 117V116H122ZM0 118H1V116H0ZM89 118V117H88ZM101 118H102V115H101ZM105 118V117H104ZM109 118V119H110ZM4 119H6V120H8L7 122H8V124H9V126L7 125V124H4V126H2V124H0V126H2L3 127V129L4 130H6V132H2L3 130H2V128H0L1 130V132H0V135L1 136H4V137H10L11 138V140H13V141H20V140H24V138H25V136L26 137H28V140L30 141L28 144H29V147L30 148H36V147H38V148H40L41 146L39 145L40 143H38V141H37V138H36V136H34L33 134H27V135H25V134H23L22 133V131L19 133L18 131H20L21 130V128H19L20 130H18V129H15V131L16 132H18V133H13L14 131H13V129H14V125L12 124V126H13V129H11V127H10V118L8 119V118H4ZM92 119V118H91ZM113 119V118H112ZM118 119H120V118H118ZM117 119V120H118ZM122 119V118H121ZM131 119V118H130ZM158 119V118H157ZM2 120L3 119H1L0 121V123H2ZM6 120H4V121H6ZM74 120V119H73ZM87 120V119H86ZM85 120V121H86ZM89 120V119H88ZM94 120V119H93ZM144 120V119H143ZM3 121V123H6V122H4ZM75 121H76V119H75ZM92 121V120H91ZM111 121V120H110ZM113 121V120H112ZM12 122V121H11ZM66 122V121H65ZM100 122H101V120H100ZM100 122H98V123H100ZM104 122V121H103ZM143 122V121H142ZM82 123H83V121H82ZM94 123H95V121H94ZM112 123H114V121L112 122ZM71 124V123H70ZM103 124V123H102ZM107 124V123H106ZM121 124V123H120ZM123 124H124V122H123ZM65 125V124H64ZM86 125V124H85ZM125 125V124H124ZM37 126V125H36ZM45 126V125H44ZM70 126V125H69ZM92 126V125H91ZM120 126V125H119ZM16 127V126H15ZM29 127V126H28ZM31 127V126H30ZM103 127H104V125H103ZM127 127V126H126ZM32 128H34V127H32ZM32 128H30V130L32 129ZM123 128H124V126H123ZM27 130H28V128H26ZM36 129H37V127H36ZM38 129H39V127H38ZM47 129V128H46ZM77 129V128H76ZM75 129V130H76ZM105 129V128H104ZM112 129V128H111ZM10 130V132H7V131H9ZM11 130L13 131V132H11ZM18 130V131H17ZM25 130V129H24ZM27 130H25V132L27 131ZM33 130V129H32ZM100 130V129H99ZM103 130V129H102ZM35 131V130H34ZM37 131V130H36ZM83 131H84V129H83ZM101 131V130H100ZM111 131V130H110ZM109 131V132H110ZM28 132V131H27ZM39 132V131H38ZM77 132H79V131H77ZM30 133H32V132H30ZM67 133V132H66ZM75 133V132H74ZM83 133H85V131L83 132ZM99 133V132H98ZM102 133V132H101ZM110 134V133H109ZM48 135V134H47ZM51 135V133L48 135V136H50ZM75 135V134H74ZM74 135L72 136V137H74ZM106 135H107V133H106ZM0 136V137H1ZM40 136V135H39ZM79 136V135H78ZM102 136V135H101ZM51 137V136H50ZM131 137H133V136H131ZM6 138H5V140H6ZM7 138V139H8ZM9 138V139H10ZM63 138V137H62ZM81 138H83L82 136H81ZM124 138V137H123ZM3 140H4V138H2ZM1 138H0V140H2ZM39 139H41V137L40 138H38V140ZM58 139H60V138H58ZM66 139V138H65ZM65 139H63V140H65ZM70 139V138H69ZM125 139V138H124ZM129 141H130V138H127ZM26 140V139H25ZM53 140V139H52ZM57 140V139H56ZM61 140V139H60ZM62 140V141H63ZM76 140V139H75ZM79 140V139H78ZM83 140V139H82ZM115 140V139H114ZM128 140H126L125 139V141L127 142ZM9 141V140H8ZM12 141V142H13ZM54 142H55V140H53ZM62 141H60V142H62ZM113 141V140H112ZM11 142V143H12ZM45 142H47V141H45L44 140V142L43 143H45ZM59 142V143H60ZM79 142V141H78ZM89 142V141H88ZM137 142V141H136ZM18 143V142H17ZM21 144H22V141L20 142ZM42 143V144H43ZM50 143V142H49ZM59 143H58V145H59ZM82 143V142H81ZM81 143H79V145L81 144ZM108 143V142H107ZM125 143V142H124ZM13 144H14V142H13ZM27 143L25 144V147L28 145ZM52 144V143H51ZM75 144V143H74ZM135 145H136V143H134ZM6 145V144H5ZM53 145V144H52ZM52 145H50L49 146V144H48V146L49 147H54L55 148V145L54 146H52ZM93 145V144H92ZM124 145V144H123ZM130 145V144H129ZM17 146V145H16ZM20 146V145H19ZM47 146V147H48ZM59 146H61V145H59ZM63 146V145H62ZM12 147H15V146H12ZM25 147H23V148H25ZM43 147H46V144L43 146ZM58 147V146H57ZM57 147L55 148V150L57 151ZM100 147H101V145H100ZM119 147V146H118ZM131 147V146H130ZM141 147H144V146H141ZM1 148V147H0ZM4 148V147H3ZM23 148H22V150H23ZM28 148V147H27ZM27 148H25V149H27ZM53 148V149H54ZM59 148H61V147H59ZM83 148V147H82ZM264 148V147H263ZM20 149V148H19ZM24 149V150H25ZM41 149V148H40ZM43 149V148H42ZM47 149H49V148H47ZM63 149V148H62ZM80 149V148H79ZM102 149V148H101ZM135 149V148H134ZM143 150L145 149V148H142ZM148 149H149V147H148ZM21 150V149H20ZM28 150H30V149H28ZM28 150H26V151H28ZM55 150H51V151H54L55 153H56V151ZM73 150V149H72ZM90 150V149H89ZM137 150V149H136ZM147 150V149H146ZM153 150V149H152ZM25 151V152H26ZM37 151V150H36ZM39 151V150H38ZM63 151V150H62ZM88 151V150H87ZM145 151V150H144ZM154 151V150H153ZM34 152V151H33ZM64 152V151H63ZM62 152V153H63ZM74 152V151H73ZM94 152V151H93ZM127 152V151H126ZM130 152V151H129ZM132 152V151H131ZM40 153H41V150H40ZM49 153H51L50 151H49ZM49 153H47L48 154V156H49ZM57 153H59L58 151H57ZM61 153V152H60ZM89 153V152H88ZM94 153H96V152H94ZM111 153V152H110ZM135 153V152H134ZM153 153V152H152ZM151 153V154H152ZM1 154V153H0ZM23 154V153H22ZM28 155H29V153H27ZM45 154V153H44ZM112 154V153H111ZM19 155V154H18ZM32 155V154H31ZM38 155V154H37ZM58 155H60V154H58ZM58 155H57V157H58ZM79 155H80V152H79ZM78 155V157H80ZM125 155H126V153H125ZM1 156H3V155H1ZM36 156V155H35ZM47 156V157H48ZM52 156V155H51ZM56 156V155H55ZM84 156V155H83ZM87 156V155H86ZM85 156V157H86ZM129 156V155H128ZM155 157H157L156 155H154ZM34 156H32V158H30V160H32V159H35L36 160V158H33ZM46 157V158H47ZM56 157V158H57ZM72 158H73V155L71 156ZM89 157V156H88ZM88 157H86L87 159H88ZM126 157V156H125ZM176 157H177V159H176ZM26 158V157H25ZM53 158V157H52ZM55 158V157H54ZM69 158V157H68ZM84 158V157H83ZM85 158V159H86ZM115 158V157H114ZM151 158V157H150ZM215 158V159H214ZM44 159H45V157H44ZM74 159V158H73ZM129 159V158H128ZM127 159V160H128ZM35 160H32V161H35ZM38 160H42V162H43V157L40 159V158H38ZM50 160V159H49ZM49 160H48V162H49ZM59 160H60V158H59ZM62 160V159H61ZM60 160V161H61ZM117 160H119V159H117ZM139 160V159H138ZM157 160H158V158H157ZM24 161V160H23ZM53 161V159H51V162ZM55 161H57L56 159H55ZM65 161V160H64ZM67 161H68V159H67ZM134 161V160H133ZM137 161V160H136ZM174 161V162H175ZM25 162V161H24ZM41 162V161H40ZM47 162V164L49 165V163ZM66 162V161H65ZM71 162V161H70ZM69 162V163H70ZM80 162H81V160H80ZM79 162V163H80ZM85 162V161H84ZM124 162H126V164L125 165H128V164H130L129 162H127V161H124ZM123 162V163H124ZM137 162H141V161H137ZM223 162V161H222ZM240 162V163H241ZM244 162H242L241 163V166H245L246 164L244 163ZM32 163V162H31ZM35 162H33V164H34ZM53 164H54V161L52 162ZM57 163V162H56ZM59 163V162H58ZM62 163H64V162H62ZM68 163V162H67ZM66 163V164H67ZM71 163H74V162H71ZM121 163V162H120ZM136 163V162H135ZM155 163V162H154ZM157 163V162H156ZM176 163V162H175ZM180 163V162H179ZM179 163H178V166H179ZM221 163V162H220ZM243 163L245 164V165H243ZM247 163V162H246ZM258 163V162H257ZM27 164V163H26ZM32 164V165H33ZM65 163H64V165H66ZM119 164V163H118ZM122 164V163H121ZM120 164V165H121ZM247 164H249V165H251V162H249V163H247ZM253 164V163H252ZM254 164H255V162H254ZM36 165V164H35ZM39 165V164H38ZM46 165V164H45ZM51 165V164H50ZM57 165V164H56ZM61 165V164H60ZM69 165V164H68ZM71 165V164H70ZM132 165V163L130 164V166ZM139 165V164H138ZM256 165V164H255ZM55 166V165H54ZM62 166V165H61ZM67 166V165H66ZM73 166V165H72ZM80 166V165H79ZM124 166V165H123ZM128 167V168H126L127 170L129 169V170H131L132 168L131 167ZM143 166V165H142ZM141 166V167H142ZM153 166V165H152ZM174 166V165H173ZM177 166V169L179 168ZM241 166H239L240 167V169H241ZM248 166V165H247ZM246 166V167H247ZM70 167V166H69ZM120 167H122V165L120 166ZM124 167H126V166H124ZM140 167V168H141ZM150 166L148 165V168H149ZM222 167H225V166H222ZM242 167V168H243ZM259 167V168H260ZM34 168V167H33ZM131 168V169H130ZM188 168V169H187ZM253 168H258V166L256 167H253ZM253 168H251V169H249V168H246V169H248V170H252ZM125 169V170H126ZM144 169V168H143ZM151 169V168H150ZM167 169V168H166ZM185 169H183V170H185ZM223 169H225V168H223ZM222 169V170H223ZM245 168H243V170H244ZM245 169V170H246ZM71 170V169H70ZM117 170V169H116ZM128 170V171H129ZM138 170H140V169H138ZM146 170H147V167H146ZM185 170V171H186ZM226 170V169H225ZM224 170V171H225ZM234 170V169H233ZM244 170V171H245ZM119 171V170H118ZM151 171V170H150ZM150 171H148L149 173H150ZM158 171V170H157ZM182 171V170H181ZM226 171H229L228 169L226 170ZM259 171H260V169H259ZM93 172V171H92ZM141 172V171H140ZM154 172V171H153ZM162 172V171H161ZM221 172H223V171H221ZM221 172H220V174H221ZM55 173V172H54ZM53 173V174H54ZM83 173V172H82ZM119 173V172H118ZM130 173V172H129ZM137 173V172H136ZM148 173V174H149ZM152 173V172H151ZM160 173V172H159ZM164 173V172H163ZM213 173V174H212ZM237 173V172H236ZM235 173V174H236ZM244 173V172H243ZM48 175H49V173H47ZM127 174V173H126ZM134 174V173H133ZM140 174V173H139ZM147 174V175H148ZM155 174V173H154ZM161 175H162V173H160ZM170 174V173H169ZM177 174V173H176ZM181 174V173H180ZM210 174V175H209ZM212 174V175H211ZM219 174V175H220ZM228 174H230L229 172H228ZM120 175H125L124 173L123 174H120ZM120 175H119V177H120ZM137 175H138V173H137ZM142 175V174H141ZM150 175V174H149ZM213 175H215V176H213ZM224 176V178H225V173L223 174ZM237 175H239V174H237ZM241 175V174H240ZM239 175V176H240ZM31 176V175H30ZM113 176V175H112ZM115 176H118L117 175V173H116V175ZM126 176V175H125ZM159 176V175H158ZM176 176V175H175ZM213 176V177H212ZM221 176H222V174H221ZM227 176H229V175H227ZM232 176V175H231ZM244 176H250V175H244ZM253 176V175H252ZM255 176V175H254ZM253 176V177H254ZM126 177H129L128 179L129 180H131L130 178H133V176H132V174H129V175H127ZM125 177V178H126ZM145 177H147V176H145ZM155 177H156V174H155ZM209 177V178H210ZM216 177H215V180H213V181H210V182H213L212 183V185L217 181V183H215V184H219V183H222V182H219L218 183V179H219V177H218V179L216 180ZM230 177V176H229ZM247 177V178H248ZM253 177H249V178H252L253 180L255 179V178H253ZM124 177H122V179H123ZM125 178L123 179V180H125ZM137 178V177H136ZM159 178H161V176L159 177ZM165 178V177H164ZM178 178H180V177H178ZM224 178H221L220 177V179H222L223 180V182H226L225 181V179ZM232 178H233V176H232ZM240 178V179H239ZM85 179V178H84ZM127 179V180H128ZM149 179V178H148ZM177 179V178H176ZM183 179V178H182ZM199 179V180H198ZM211 179V180H212ZM230 179V178H229ZM238 179H239V181L237 180V179H235V180H237L238 181V185L240 184V182L242 181V180H244L243 178L241 179V177H238ZM255 179V180H256ZM92 180V179H91ZM91 180H90V182H91ZM127 181V182H129V183H133L132 181L130 182V181ZM151 180V179H150ZM157 180H158V178H157ZM163 180H165V179H163L162 178V181ZM185 180V179H184ZM232 180V179H231ZM234 180V179H233ZM234 180V182L236 183V186H237V182ZM241 180V181H240ZM118 181H121V180H118ZM175 181V180H174ZM178 181V180H177ZM209 181V180H208ZM221 181V180H220ZM258 181V180H257ZM94 182V181H93ZM125 182L126 181H124V184H125ZM134 182H135V180H134ZM163 182H165V181H163ZM178 182H180V181H178ZM177 182V183H178ZM181 182H182V180H181ZM180 182V183H181ZM205 182H206V184H205ZM209 182V183H210ZM228 182V183H227ZM226 182V184H229V182H230V180L229 181H227ZM232 182V183H231ZM230 182V184H232L233 186L235 185L234 184V182L233 181H231ZM123 183V182H122ZM138 183H142V182H137V185H138ZM168 183V182H167ZM176 183V184H177ZM183 183H184V181H183ZM186 183V182H185ZM242 183V182H241ZM248 183V182H247ZM53 184V183H52ZM60 183L58 182V185H59ZM93 184V183H92ZM165 184H166V182H165ZM169 184V183H168ZM171 184V183H170ZM174 184V183H173ZM179 184V183H178ZM187 184V183H186ZM224 186H225V183H222ZM222 184H219V185H222ZM229 184V185H230ZM244 184V183H243ZM40 185V184H39ZM45 185V184H44ZM43 185V186H44ZM61 185V184H60ZM59 185V186H60ZM70 185V187L69 188H71V184H69ZM86 185H88V184H86ZM123 185V184H122ZM134 185V184H133ZM133 185H132V187H133ZM137 185H135V186H137ZM145 184H143V186H144ZM175 185V184H174ZM182 185V184H181ZM228 185V186H229ZM241 185V184H240ZM239 185V186H240ZM30 186V185H29ZM46 186H47V184H46ZM48 186H50V185H48ZM53 186H56V185H53ZM59 186H58V188L57 189H59ZM72 186H74V185H72ZM127 186V185H126ZM146 186H148V185H146ZM161 186V185H160ZM167 186V185H166ZM243 186V185H242ZM33 187V186H32ZM64 187H66V185L64 186ZM68 187V186H67ZM94 187H95V185H94ZM131 187V186H130ZM129 187V188H130ZM150 187H152V186H150ZM183 187V186H182ZM211 187V186H210ZM218 187V186H217ZM220 187H222V186H220ZM226 187H227V185H226ZM54 188H56V187H53V189ZM69 188H64L65 190L67 189V190H70ZM74 188H77V187H74ZM98 188V187H97ZM144 188H146L145 186H144ZM155 188V187H154ZM167 188V187H166ZM169 188V187H168ZM212 188V187H211ZM211 188H210V190H211ZM227 188H229V187H227ZM231 188V187H230ZM236 188V187H235ZM253 188H251V189H253ZM18 189L19 190H21L22 191V187H21V189L18 187ZM34 189V188H33ZM52 189V188H51ZM56 189V190H57ZM78 189V188H77ZM76 189V191L77 192H79V190H77ZM165 189V188H164ZM225 189V188H224ZM224 189L222 188V190L224 191ZM234 189V188H233ZM237 189V188H236ZM23 190H25V188L23 189ZM29 190H30V188H29ZM36 190V189H35ZM60 190V189H59ZM71 190H75V189H73V187H72V189ZM175 190V189H174ZM222 190H221V192H222ZM58 191V190H57ZM75 191V192H76ZM91 191V190H90ZM139 191V190H138ZM151 191H152V189H151ZM227 191H228V189H227ZM231 191V190H230ZM246 191V190H245ZM252 191V190H251ZM11 192V191H10ZM48 192V191H47ZM65 192V191H64ZM68 192V191H67ZM71 192V191H70ZM74 192V191H73ZM113 192H115L114 190H113ZM161 192H162V190H161ZM226 192V191H225ZM224 192V193H225ZM21 193V192H20ZM29 193V192H28ZM33 193V192H32ZM58 193H60V192H58ZM63 193V192H62ZM85 193V192H84ZM83 193V194H84ZM88 193V192H87ZM86 193V194H87ZM90 194H91V192H89ZM88 193V194H89ZM100 193H102V191L100 192ZM152 193V192H151ZM153 193H156V192H153ZM167 193V192H166ZM14 194V193H13ZM13 194H11L12 196H13ZM18 194H19V192H18ZM22 194V193H21ZM34 194V193H33ZM42 194H43V192H42ZM44 194H46V193H44ZM43 194V195H44ZM53 194V193H52ZM69 194V193H68ZM73 194V193H72ZM77 193H74V195H76ZM89 194V195H90ZM209 194V193H208ZM220 194V193H219ZM219 194H217V195H219ZM223 194V193H222ZM24 195V194H23ZM42 195V196H43ZM70 195V194H69ZM68 195V196H69ZM97 195V194H96ZM153 195H155V194H153ZM212 195V192H211V194H210V196ZM214 195V194H213ZM244 195V194H243ZM56 196H57V194H56ZM68 196H66V197H54V201L56 202H58V201H62L63 203H65V202H70L72 199H70L69 200V198L70 197H68ZM71 196V195H70ZM78 196V195H77ZM84 195H82V197H83ZM98 196V195H97ZM135 196H137V195H135ZM209 196V197H210ZM10 197V196H9ZM14 198H15V196H13ZM24 197V199H25V196H22V197H20V198H23ZM36 197V196H35ZM81 197V196H80ZM79 197V198H80ZM47 198V197H46ZM74 198V197H73ZM77 198V197H76ZM84 198H86V196H84ZM100 198V197H99ZM16 199H18V198H16ZM40 199V198H39ZM43 199V198H42ZM81 200H78L79 202V204L78 205H82V206H85L86 207V203L88 204V202H86L85 203V201H83V199L82 198H80ZM88 199H89V197H88ZM100 199H103V198H100ZM100 199H96L95 201L97 202V200H100ZM239 200V199H238ZM2 201V200H1ZM19 202H20V200H18ZM17 201V202H18ZM42 201V200H41ZM51 201V200H50ZM14 202H16V201H14ZM22 202V201H21ZM36 202V201H35ZM42 202H44V201H42ZM71 202H73V200L71 201ZM70 202V203H71ZM102 202V201H101ZM223 202H224V200H223ZM24 202H22V203H20L19 205L18 204H16V203H13L12 202V204H16L18 207H13V206H15V205H10L11 206V208L13 209H10V211L12 212V214H11V218L13 217L14 218V222L16 223L17 222V219H23V218H25L24 220L26 221V219L28 218V219H30V221L28 220V222H30L31 223V220H32V217H34V218H36V215H38L39 213H45L48 217L49 216H51L50 218H52V220H53V222H55V224H56V228L54 227V228H50V229H52V231H53V229H54V231H55V229L58 231V232H60V233H62L63 235H61V238H62V236H63V239H60V240H64V242H67L63 247L62 246H60V247H62L63 248V251L62 252H59V253H56V254H53V255H51V253L50 254H48V255H46V254H44V255H46V256H42V254H41V256H39V254L38 255H36L35 253H34V251H32L31 249H30V247L27 245V244H29L30 242H31V238H29V237H26V236H24V237H22V242L24 243V244H21V246H20V244H19V247H18V251L20 252V253H22V255H23V257L27 260L26 262H25V264H111L116 258H125V257H128L127 258V260H137L140 256H139V253H140V251H138L139 253H136L135 251L134 252H132V249H130V250H126V249H119V248H116V246H118V245H120L119 247H121L122 245H124V246H126V243H130L131 242V239H130V234H128V231H126V232H120V231H122L120 228L123 226V222H122V220L119 218V215L118 214H116V212L115 211H110L109 213H107V212H103V213H100L98 216H94L93 215V213H88L85 217L84 216H81V215H79V214H77V213H72V212H66L64 209H59V208H57V207H48V206H46L45 208H43V206H42V210H43V212H38V210H40L39 208H37L38 210H35V211H30L29 209H31V205L27 208V206L25 205V204H23ZM77 203V202H76ZM75 203V204H76ZM91 203H92V201H91ZM212 203V202H211ZM11 204V203H10ZM40 204V203H39ZM39 204L37 205V206H39ZM52 204V203H51ZM59 204H62V203H59ZM68 204V203H67ZM66 204V205H67ZM9 205V204H8ZM58 205V204H57ZM90 205V204H89ZM179 205V204H178ZM9 206V207H10ZM36 206V205H35ZM56 206V205H55ZM64 206V205H63ZM71 206V205H70ZM91 206V205H90ZM260 206V207H261ZM110 207H112V206H110ZM116 208L115 209H117V206H115ZM140 207V206H139ZM138 207V208H139ZM146 206H144V208H145ZM198 207H202V209H200V210H198ZM234 207V206H233ZM236 207H237V205H236ZM253 207V206H252ZM77 208V207H76ZM83 208V207H82ZM240 208V207H239ZM253 208H255V206L253 207ZM262 208V207H261ZM70 209V208H69ZM72 209V208H71ZM81 208H79V210H80ZM118 209H120V208H118ZM224 209V208H223ZM264 209V208H263ZM6 210V209H5ZM8 210H9V208H8ZM74 210H76V209H74ZM94 210V209H93ZM138 210V209H137ZM140 210V209H139ZM146 210V209H145ZM212 211H213V209H211ZM219 210H220V208H219ZM256 210H257V208H256ZM3 211V210H2ZM215 211V210H214ZM222 211H224V210H222ZM227 211V210H226ZM225 211V212H226ZM229 211V210H228ZM81 212V211H80ZM230 212V211H229ZM235 212H237V211H235ZM262 212V211H261ZM4 213H6V212H4ZM8 213V212H7ZM85 213V212H84ZM139 213H141L140 211H139ZM210 213H212L211 211H210ZM213 213H215V212H213ZM259 213H260V211H259ZM10 214L8 215V216H10ZM233 214V213H232ZM236 214H238V213H236ZM85 215V214H84ZM138 216H139V214H137ZM143 215V214H142ZM222 215V214H221ZM257 215H259V214H257ZM254 216V217H258V216ZM3 216V215H2ZM7 216V217H8ZM30 216V217H29ZM106 216L108 217V216H110L111 218H112V220H114L115 222H114V224H106V223H103V222H101V223H103V225H102V227H98L99 225H97V224H95V225H91L90 224V221H99L100 219H102V218H106ZM223 216V215H222ZM0 217H1V215H0ZM27 217V218H26ZM39 217V216H38ZM142 217V216H141ZM4 218H6V217H4ZM44 218H46V217H44ZM222 218V217H221ZM2 219V218H1ZM46 219H49V218H46ZM141 219V218H140ZM225 219V218H224ZM248 219V218H247ZM7 220V219H6ZM12 220V219H11ZM16 220V221H15ZM23 220V222H25ZM34 220V219H33ZM37 220V219H36ZM39 220V219H38ZM37 220V221H38ZM43 220V219H42ZM182 220V219H181ZM240 220V219H239ZM8 221V220H7ZM20 221H22V220H20ZM49 221V220H48ZM257 221H259L258 219L255 221L256 223H257ZM261 221H264V215H263V218L261 219ZM261 221H259L258 223L260 224V222ZM11 222V221H10ZM33 222V221H32ZM44 222V221H43ZM42 222V223H43ZM52 222V223H53ZM248 222V221H247ZM6 223V222H5ZM12 223V222H11ZM42 223H40V224H42ZM46 223H49V224H51V222H46L45 221V224ZM151 224V223H150ZM247 224V223H246ZM13 225V224H12ZM16 225V224H15ZM21 226H22V224H20ZM39 225V224H38ZM44 225V224H43ZM42 225V226H43ZM52 225V224H51ZM20 226V227H21ZM26 226V225H25ZM45 226L46 225H44V227H40V228H45ZM48 226V225H47ZM55 226V225H54ZM206 226V225H205ZM260 226H264V225H262V224H260ZM20 227H19V230H20ZM30 227H32V226H30ZM29 227V228H30ZM27 228V227H26ZM28 228V229H29ZM34 228V230H36V229H38V227L37 226H34L33 227ZM36 228V229H35ZM47 228H49V226L47 227ZM30 229H32V228H30ZM29 229V230H30ZM134 229V228H133ZM262 229H264L263 227H262ZM28 230V231H29ZM39 230V229H38ZM44 230H46V228L44 229ZM43 230V231H44ZM97 230V231H96ZM99 230H101V231H103V233L102 232H98ZM56 231V232H57ZM166 231V230H165ZM30 232H32V230H30ZM41 232H42V230H41ZM121 234H120V233ZM45 233V232H44ZM51 233V232H50ZM50 233H47L48 235V238H50L49 236H51L50 235ZM25 234V233H24ZM151 234V233H150ZM261 234V233H260ZM44 235H46V234H44ZM58 235V234H57ZM23 236V235H22ZM40 236H42V234H40V235H37V239H41L40 238ZM138 236V235H137ZM11 237H13V235L11 236ZM31 237H32V235H31ZM36 237V236H35ZM53 237H54V239L56 238V236L55 235H53L52 236V238L51 239H53ZM202 237H204V236H202ZM43 238V237H42ZM45 238V237H44ZM153 238V237H152ZM47 239V238H46ZM45 239V241H48V240H46ZM4 240H6V239H4ZM9 240V239H8ZM14 240V239H13ZM35 240V239H34ZM43 240V239H42ZM133 240H134V242H133V244H136V239H135V236H134V238H133ZM194 240V241H193ZM236 240V239H235ZM263 240V239H262ZM53 241L54 240H52V243H53ZM59 241V240H58ZM58 241H55L56 243H58ZM202 241H204V240H202ZM7 242V241H6ZM21 242V241H20ZM51 242V241H50ZM49 242V243H50ZM69 242V243H68ZM44 243V242H43ZM144 243V242H143ZM200 243V242H199ZM203 243V242H202ZM242 243V242H241ZM264 243V242H263ZM33 244V243H32ZM34 244H35V242H34ZM38 244H39V241H38ZM37 244V245H38ZM54 244V243H53ZM62 244H64L63 242H62ZM61 244V245H62ZM101 244H109L110 245V247L109 248H105V246L106 245H104V246H102ZM146 244V243H145ZM198 244V243H197ZM196 244V245H197ZM235 244V243H234ZM16 245V244H15ZM40 245V244H39ZM191 245H193V246H191ZM199 245V244H198ZM197 245V246H198ZM201 245V244H200ZM41 246V245H40ZM46 246V245H45ZM45 246H43V247H45ZM112 246H114V247H112ZM123 246V247H124ZM185 246V245H184ZM42 247V246H41ZM59 247V246H58ZM202 247V246H201ZM200 248V247H199ZM189 249H191V248H189ZM45 250V249H44ZM47 250V249H46ZM125 250V251H124ZM192 250V249H191ZM195 250V249H194ZM18 252V253H19ZM37 252V251H36ZM39 252H40V250H39ZM185 252V251H184ZM193 252V251H192ZM42 253H43V251H42ZM196 254V253H195ZM4 255V254H3ZM246 255V254H245ZM197 256V255H196ZM244 256V255H243ZM199 257V256H198ZM87 258V259H86ZM163 258V257H162ZM205 258V257H204ZM249 258V257H248ZM16 259V258H15ZM197 259H201V256H200V258H197ZM143 262V261H142ZM24 263V262H23ZM1 264V263H0ZM139 264V263H138ZM262 264V263H261Z\"/></svg>",
  "mask_w": 264,
  "mask_h": 264
}]
</instances>
